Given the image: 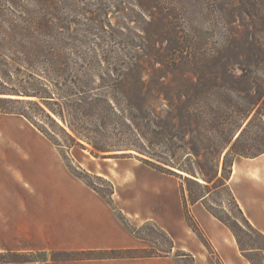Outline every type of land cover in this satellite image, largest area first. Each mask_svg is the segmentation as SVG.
Masks as SVG:
<instances>
[{
    "label": "trees",
    "instance_id": "trees-1",
    "mask_svg": "<svg viewBox=\"0 0 264 264\" xmlns=\"http://www.w3.org/2000/svg\"><path fill=\"white\" fill-rule=\"evenodd\" d=\"M94 2L74 5V17L66 18L56 0H0V114L23 117L60 148L27 109L34 107L62 132L69 149L79 147L99 159L132 156L181 180L185 221L205 247L214 251L190 213L189 206L196 203L230 230L249 264H257L252 253H258L264 264V234L249 222L227 185L236 158L264 154V15L248 16L253 29L251 40L246 39L250 47H240L247 62L237 63L246 69L236 77L225 64L196 59L178 25L183 10L177 0H136L144 17L149 16L139 27L146 36L138 35L137 42L126 39L124 21L113 24L109 19L111 0ZM119 11L128 20L123 9ZM162 39L168 43L164 53L155 45ZM152 60L163 68L152 67L153 76L145 80L144 66ZM184 64H191V75L174 76ZM37 76L44 82L40 91L6 86L13 77ZM251 129L259 133L252 144H244ZM85 184L102 197L91 183ZM219 190L237 216L214 207L219 201L211 197ZM139 252H55L50 259L160 256ZM46 256L0 253V264Z\"/></svg>",
    "mask_w": 264,
    "mask_h": 264
},
{
    "label": "crops",
    "instance_id": "crops-1",
    "mask_svg": "<svg viewBox=\"0 0 264 264\" xmlns=\"http://www.w3.org/2000/svg\"><path fill=\"white\" fill-rule=\"evenodd\" d=\"M8 129L0 126L5 135L0 141V253L44 252L47 259L6 264H178L177 251L188 252L196 263L207 262L204 246H192L196 236L185 221L179 182L143 164L128 172L130 187H114L112 199L118 195L121 213L133 226L150 222L165 232L171 251L141 258L51 260L55 252L144 250L154 244L133 236L105 199L75 180L49 141L34 137L28 127L20 134L17 127ZM119 164L132 166L126 160ZM227 185L249 222L264 234V154L236 158ZM189 210L223 264H249L230 230L202 204Z\"/></svg>",
    "mask_w": 264,
    "mask_h": 264
},
{
    "label": "rangeland",
    "instance_id": "rangeland-1",
    "mask_svg": "<svg viewBox=\"0 0 264 264\" xmlns=\"http://www.w3.org/2000/svg\"><path fill=\"white\" fill-rule=\"evenodd\" d=\"M59 2V13L66 18H73L74 11L72 7L74 5L83 7V3H95L94 0H56ZM109 1V0H108ZM182 6V14L179 18L178 25L181 26L180 31L185 32L186 45L192 48L196 54V59L207 60L209 63H220L225 64L227 71L230 74H234L236 77L240 76L242 71L245 72L246 67L241 66L237 63L244 64L247 62V57L242 56L243 50L240 47H250L246 44V39L251 40V34L253 29L251 27V21L249 15H264V0H177ZM112 6L109 7V19L114 24L115 22L125 23V34L128 42H137L139 36L145 37L139 27L143 19H149V16L144 17L142 10L136 5V0H114ZM119 5V6H115ZM76 8V7H75ZM123 9L124 14L128 16V20L122 18V12L119 10ZM232 38L229 40L228 38ZM250 42V41H249ZM165 39L161 40V43H155L157 48L164 53V49L167 46ZM153 68H163L162 65L158 64L155 60L147 62L144 66L145 80H148L153 76ZM179 71L174 72V76L178 77H189L191 75V64L180 65ZM171 71V70H169ZM172 74L168 73L167 77L171 78ZM31 78H15L7 83L9 89H17L23 86L26 90L40 91L44 87L43 79L39 76ZM14 98V97H13ZM23 98V97H21ZM32 101L35 99H31ZM28 111L33 113L34 117L39 121L59 142L60 148H56L50 141V144L54 146L56 152L62 157L65 162L68 173L81 184L87 186L85 183H91L97 188L103 199L115 210V214L119 221H121L128 231L136 238L144 239L154 244L153 249H144V253L155 254L160 253L163 256L165 253L170 252L172 241L168 236L160 230L158 226L153 223H142L139 226H133L125 215L121 213V202L118 195H115L114 200L112 199L113 189L116 187L120 189L122 186H131L132 177L129 176L128 172L136 168L138 165L143 164L134 157L126 158H108L99 159L93 157L88 150H82L79 147L72 149L67 148L66 138L62 132L48 121L42 114H40L34 107H27ZM59 125L62 123L57 120ZM31 123H29L23 117L5 116L0 115V126L9 130V127H17L18 133L23 127H28L30 131L34 133V137L42 138L48 141ZM257 129L249 130L242 142L245 144H252V137L258 134ZM2 132H0V141H3ZM51 145V146H52ZM126 160L131 161L132 166L123 168L119 162ZM144 165V164H143ZM146 166V165H145ZM148 167V166H147ZM150 168V167H149ZM78 176V178L76 177ZM121 176V177H120ZM170 177V176H169ZM171 179L181 183V180L171 176ZM184 187L187 189V185L182 180ZM112 189V191H111ZM121 191V190H120ZM128 194L130 191L126 190ZM226 195L221 190L212 194L211 199L213 201H219L220 206H214L217 211L225 213L228 216H237L234 208L226 201ZM222 201L226 202L224 205ZM222 206V207H221ZM128 208L131 209L130 206ZM196 220V219H195ZM138 222V221H136ZM199 225V224H198ZM188 226V225H187ZM189 227V226H188ZM200 227V226H199ZM190 228V227H189ZM191 229V228H190ZM192 230V229H191ZM202 230V229H201ZM253 239L254 235L250 234ZM194 239L195 249L200 250L203 245L207 252V262L204 264H220L218 254L200 241L198 236L195 234ZM244 237V238H243ZM243 240L246 241L247 236L242 235ZM208 239V238H207ZM209 240V239H208ZM260 241L259 239H256ZM211 243V242H210ZM238 247V246H237ZM141 253V250L140 252ZM166 255V254H165ZM251 255L257 261V264H261V257L258 253H252ZM40 258V257H38ZM175 259L179 264H202L195 262L194 258L188 252L177 251L175 253ZM220 259V258H219ZM221 261V259H220ZM222 262V261H221Z\"/></svg>",
    "mask_w": 264,
    "mask_h": 264
}]
</instances>
